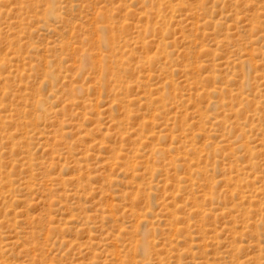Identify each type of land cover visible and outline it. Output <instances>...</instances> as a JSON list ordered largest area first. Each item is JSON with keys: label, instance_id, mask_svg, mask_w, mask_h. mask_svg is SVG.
Returning <instances> with one entry per match:
<instances>
[{"label": "rangeland", "instance_id": "obj_1", "mask_svg": "<svg viewBox=\"0 0 264 264\" xmlns=\"http://www.w3.org/2000/svg\"><path fill=\"white\" fill-rule=\"evenodd\" d=\"M0 264H264V0H0Z\"/></svg>", "mask_w": 264, "mask_h": 264}]
</instances>
